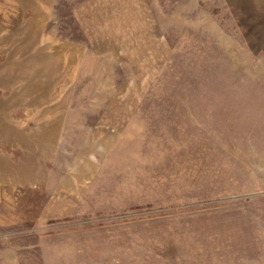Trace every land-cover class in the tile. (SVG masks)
Returning a JSON list of instances; mask_svg holds the SVG:
<instances>
[{
  "label": "rangeland",
  "instance_id": "374dc122",
  "mask_svg": "<svg viewBox=\"0 0 264 264\" xmlns=\"http://www.w3.org/2000/svg\"><path fill=\"white\" fill-rule=\"evenodd\" d=\"M44 2L0 0V264H264L259 9Z\"/></svg>",
  "mask_w": 264,
  "mask_h": 264
},
{
  "label": "crops",
  "instance_id": "0c3cea01",
  "mask_svg": "<svg viewBox=\"0 0 264 264\" xmlns=\"http://www.w3.org/2000/svg\"><path fill=\"white\" fill-rule=\"evenodd\" d=\"M36 1V6L33 8V10H45V8H46V3L44 2V0H35ZM244 2H245V4L248 6V5H250V6H252L254 9H259V11H260V21H261V24L262 25H264V0H244ZM21 10H23V9H21ZM35 16H36V19H35V21H38L37 22V25H36V27H34L35 29H36V31H35V35H32V37L33 38H29V40H35V38H34V36H38V34L40 35L41 34V38L40 39H42V36H43V25L45 24V22L43 21V17L42 16H40L39 14H35ZM41 30V31H40ZM37 34V35H36ZM30 37V36H29ZM25 38V37H24ZM11 122H13L12 120H11ZM42 123H46V125H43L42 126V128H41V130L38 132L37 131V136L39 137V138H41L43 141L44 140H46V139H50V138H52V139H55V136H56V134H55V130H56V128H58V125H55V124H59L60 123V121H59V117H55L54 115L53 116H51V117H49L48 118V120H46V121H41ZM1 138V137H0ZM38 138V139H39ZM22 164V162L20 163V164H16V165H18V166H16V165H14V163H13V165L14 166H12L11 165V167L12 168H10V170L12 171V176H14L15 178H16V180L18 181V180H23V178H22V170L23 169H26V168H28V166L29 165H27V163H26V166L25 167H23V166H21L20 168H21V170H19V166ZM9 165V164H8ZM16 166V167H15ZM8 170H9V168H7ZM21 172V173H20ZM24 181V180H23ZM23 181H21V183H18V185H23V186H27V185H29V183H27L26 181V183L24 182L23 183ZM18 182H20V181H18ZM43 184L40 182V183H38V186L40 187V186H42ZM36 193H37V191H35ZM30 193V192H29Z\"/></svg>",
  "mask_w": 264,
  "mask_h": 264
}]
</instances>
